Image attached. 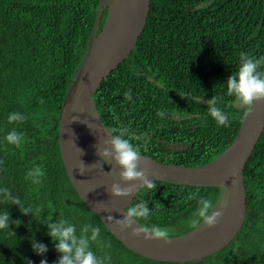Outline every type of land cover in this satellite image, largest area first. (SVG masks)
Listing matches in <instances>:
<instances>
[{
    "label": "trees",
    "instance_id": "1",
    "mask_svg": "<svg viewBox=\"0 0 264 264\" xmlns=\"http://www.w3.org/2000/svg\"><path fill=\"white\" fill-rule=\"evenodd\" d=\"M102 1L0 0V187L23 206L43 210L25 215L0 199V212L7 209L10 221H20L0 230V264H40L41 259L54 264L60 254L45 223L60 219L75 225L78 235L85 224L99 227L91 249L110 257L106 264H177L125 248L78 198L59 155V111L94 29L98 35L105 24L108 7ZM241 53L264 57V0H150L135 48L94 93L92 111L111 134L147 133L146 143L132 141L141 156L161 164L205 165L229 148L246 113L232 105L237 101L225 84L239 68ZM259 70L264 72V64ZM129 90L130 100L124 96ZM212 97L228 113L229 127L218 126L208 114ZM159 111L165 117H158ZM13 112L26 119L10 123ZM13 129L24 135L20 147L5 140ZM35 166L45 173L39 185L25 179ZM244 181L250 216L237 240L218 254L181 264H264V128L246 161ZM156 184L154 192L141 190L136 197L133 205L147 201L152 210L149 220L137 222L166 228L170 237L194 232L203 222L197 216L199 199L216 206L222 189ZM33 240L48 251L37 255Z\"/></svg>",
    "mask_w": 264,
    "mask_h": 264
},
{
    "label": "water",
    "instance_id": "2",
    "mask_svg": "<svg viewBox=\"0 0 264 264\" xmlns=\"http://www.w3.org/2000/svg\"><path fill=\"white\" fill-rule=\"evenodd\" d=\"M149 2L150 0H111L101 3V6L108 7L107 18L98 35L94 29L86 55L63 99L57 120V145L65 173L78 198L125 248L141 257L158 262L177 264L196 262L229 247L247 225L250 206L244 181V168L264 128V102L255 103L251 111L245 113L229 148L205 165L185 167L161 164L149 157L141 156L144 164L148 166L149 179L200 186H221L226 189L228 207L220 223L210 230L206 228L200 230L202 223L190 234L170 237L171 241L168 244L161 240L145 241L142 237H131L128 235L130 230L121 232L114 221H107L105 217L111 215L117 219L121 218L122 210L133 205L143 189L138 188L135 195L126 198L111 197L107 188L112 180L106 178L102 172L93 169L80 175L75 169L79 159L85 165L92 164L98 159L94 147L97 143L92 129L83 122L97 123L107 135L111 134L92 111V98L105 78L123 63L135 48L148 17ZM113 3L114 17L109 29V39L103 44L102 52L89 60L91 44H97L104 36ZM97 19L98 13L96 23ZM232 105L242 108L237 102ZM81 107L84 109L83 113L78 111ZM72 115L78 116L79 119L68 123V118ZM78 148L83 150V155L80 156ZM96 202H103L111 211H97Z\"/></svg>",
    "mask_w": 264,
    "mask_h": 264
},
{
    "label": "clouds",
    "instance_id": "3",
    "mask_svg": "<svg viewBox=\"0 0 264 264\" xmlns=\"http://www.w3.org/2000/svg\"><path fill=\"white\" fill-rule=\"evenodd\" d=\"M264 64V57L259 59L250 57L248 54L241 53L240 66L231 74L226 81L227 93L233 96L237 103L250 112L253 105L257 102H264V72L259 70V66ZM127 99L132 98V92L129 90L124 94ZM208 114L218 126L229 127V115L221 107L218 106V98L212 97L208 102ZM76 111V109H74ZM80 113L84 112L81 107L78 109ZM158 117H165L164 111H159L156 114ZM10 123L23 122L26 117L17 112L10 113L7 117ZM78 116H70L68 123L78 120ZM86 123L87 126L95 130V125ZM147 133L140 135L129 136L126 129L118 134H108V138L99 141L95 147V154L98 159L89 165H85L82 160L75 165L78 174L84 175L97 169L108 176L112 183L108 186L107 191L111 197L126 198L135 195L139 190L155 191L157 184L155 179L148 178V166L141 159L140 148L132 143L133 140H143L147 142ZM8 144L20 147L24 141V135L17 132L15 129L9 131L5 136ZM79 149V148H78ZM80 156L83 155V150L79 149ZM103 164L111 166L108 172L103 171ZM143 164V166H141ZM44 170L41 166H35L30 169L25 179L31 180L34 184H41ZM123 183H120V182ZM190 199L192 197H189ZM0 199L12 205H16L22 214L31 213L32 216L41 214L43 210L39 207L33 209L32 206H23L19 197L13 196L11 191L6 187H0ZM147 201L137 202L134 205L122 210L121 218L117 219L111 215H107L105 220L114 221L121 232L128 231V235L135 238L142 237L145 241L161 240L168 244L170 233L166 228L158 226H146L137 223L139 220L147 221L152 215V210L147 207ZM161 206V205H160ZM97 211L109 212L103 202H96ZM227 207V201L219 208L213 205V202L206 198L199 199V207L197 216L203 222V226L210 230L216 227L223 218L224 211ZM45 223L48 231L47 235L55 242V250L60 254L54 264H106L110 257H98L91 249V242L98 241L101 230L97 226L85 224L77 234L76 226L69 223L66 219L55 220V222ZM199 223V220L194 221ZM9 223L19 225L20 221H10V214L6 210L0 212V230H8ZM10 232V231H9ZM32 249L37 255H42L48 251L45 244L33 240ZM111 247L110 244L106 245ZM28 264H32L31 261ZM40 264H47L46 259H41Z\"/></svg>",
    "mask_w": 264,
    "mask_h": 264
},
{
    "label": "bare ground",
    "instance_id": "4",
    "mask_svg": "<svg viewBox=\"0 0 264 264\" xmlns=\"http://www.w3.org/2000/svg\"><path fill=\"white\" fill-rule=\"evenodd\" d=\"M114 7H115V3L112 4V13L110 14L109 22H108V25L105 29L106 31L104 33V36L100 39V41L97 44H94V43L91 44L89 54H88L89 60L93 59V57L96 54L102 52L103 44H105L109 39V36H110L109 29L111 28L112 22H113L114 16H112V14H113ZM92 124L95 125V130H92V132L94 134V138H95L94 140L96 141V143H98L99 141H102L103 139L108 138V135L101 129V127L98 126L97 123L96 124L92 123ZM101 176H103V175H101Z\"/></svg>",
    "mask_w": 264,
    "mask_h": 264
},
{
    "label": "rangeland",
    "instance_id": "5",
    "mask_svg": "<svg viewBox=\"0 0 264 264\" xmlns=\"http://www.w3.org/2000/svg\"><path fill=\"white\" fill-rule=\"evenodd\" d=\"M107 1L109 2V1H111V0H103L102 3H107ZM102 167H103V171H105V172H108V171L111 170V166L108 165V164H103ZM103 174H104V173H103ZM104 176H105L106 178L110 179V178H109L108 176H106L105 174H104ZM110 180H111V179H110ZM225 201H227V207H228L229 200H228V196H227V193H226V189H225V188H222V189H221V195H220V198H219V202L216 203V208H219L221 205H223V204L225 203ZM227 207H226V208H227ZM204 229H205V227H204L203 224H202V225L200 226V230H204ZM195 233H197V232H195Z\"/></svg>",
    "mask_w": 264,
    "mask_h": 264
}]
</instances>
